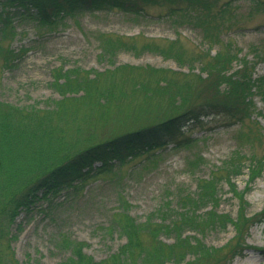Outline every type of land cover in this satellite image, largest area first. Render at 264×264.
Masks as SVG:
<instances>
[{
    "label": "trees",
    "instance_id": "obj_1",
    "mask_svg": "<svg viewBox=\"0 0 264 264\" xmlns=\"http://www.w3.org/2000/svg\"><path fill=\"white\" fill-rule=\"evenodd\" d=\"M182 2L187 6L180 7ZM252 2L256 10L264 9V0ZM151 4L168 6L169 16L180 12L182 20L201 29L204 37L214 43L221 41L225 26L222 22L231 12L227 2L214 13V4L210 0H0V57L4 67L12 68L20 56L19 50L2 43L7 34L12 37L17 34L12 17L29 18L38 25L52 27L83 7L118 9L138 16L145 6ZM192 9L194 11L190 13ZM101 42L103 57L108 59L122 49L136 52L141 49L133 42L109 36H103ZM177 45L181 51V45ZM145 46L151 49L152 43ZM170 46L176 48L173 43ZM226 47L227 51L216 52L202 66L201 73L205 72L206 76H198L196 82L165 78L159 81L158 77L153 79V85L145 80L133 81L130 93L142 89L146 98L154 94L159 82L164 83L157 87L162 89L156 92L163 93L168 99L172 112L155 124L127 130L103 141L95 140L94 131H88L89 126L94 127L101 122L107 125L114 104L121 108V124L127 126L126 120L131 116L121 106L129 93L114 81V77L120 71L122 76L128 77L130 69H139L137 67L116 66L112 71L106 70L111 80L102 81L103 72L83 70L79 66L66 68L62 63L55 68L50 83L59 93V99H49L43 107L39 102L16 105L0 100V246L6 242L9 251L4 255L5 248L0 247V264H22L15 259L9 245L10 240L17 236L8 229L22 212L31 213L41 201L49 200L63 187L78 189L79 183L94 174L113 170L115 161L120 167L143 153L147 157L156 155L155 150L166 149L169 145L190 146L193 139L183 135V128L190 121L201 122L202 118L216 113H224L240 123L253 120L256 111L254 98L257 95L264 97V75L255 77L256 62L239 58L230 44L227 43ZM156 48L165 57L183 61L178 49ZM236 60L238 68L233 71ZM197 100L203 101L196 103ZM69 127L74 129L71 136ZM263 135L259 128L252 129L254 139L260 141ZM238 136L241 138V133ZM98 162L101 165L95 167ZM203 163L198 157L193 165L200 167ZM246 169L247 185L240 190L235 180ZM263 174L264 155L247 157L237 149L222 166L216 167L212 175L198 180L195 192L178 188L174 196L176 204L167 200L144 222L129 214L128 204L120 197L121 208L112 216L108 233H118L126 238V242L105 260L97 261L84 251L85 243L63 235L57 246L68 251L69 255L58 264H224V260L229 264L232 258L247 249L264 255V247L251 246L246 242L250 228L264 223V208L250 215V204L246 198L251 185ZM223 180L238 200L236 217L219 212ZM229 226L236 231L234 241L219 248L205 242L207 233L226 231ZM17 227L19 229L21 225ZM163 234L173 238V242L163 241Z\"/></svg>",
    "mask_w": 264,
    "mask_h": 264
},
{
    "label": "rangeland",
    "instance_id": "obj_2",
    "mask_svg": "<svg viewBox=\"0 0 264 264\" xmlns=\"http://www.w3.org/2000/svg\"><path fill=\"white\" fill-rule=\"evenodd\" d=\"M210 1L214 4V13L219 12L227 2L231 7V12L222 22L225 26L221 41L216 43L205 38L201 29L195 28L194 24L182 20L180 12L169 16L166 5H147L138 16L118 9L83 7L52 27L38 25L29 18L12 17L17 34L14 37L7 34L2 43L15 51L19 50L20 56L12 68L4 67L0 57V100L16 105L39 102L43 107L47 100L59 99V93L50 83L55 68L62 63L66 68L79 66L83 70L103 72L102 81L107 78L111 80L106 70L112 71L114 67L122 65L137 67L139 69H130L128 77L122 76L121 71L114 77V81L129 93L121 106L131 116L126 120L127 126L121 124V108L114 103L107 125L101 122L94 127L89 126L88 131H94L95 140L103 141L127 130L155 124L172 112L168 99L163 93L156 92L162 89L157 87L164 83L159 82L154 94L146 98L142 89L130 93L135 80L149 81L151 85L156 77L159 81L165 78L176 81L192 79L196 82L198 76H206L205 72L201 73L202 66L216 52L227 51V43L239 58L256 62L255 77L263 76L264 9L256 10L252 0ZM181 6L186 7L187 4L182 2ZM193 11L190 10V13ZM100 36L133 42L141 49L137 52L122 49L108 59L103 57ZM147 43H152L151 49H147ZM171 43L175 46L179 43L181 51L178 45L173 49ZM211 43L214 45L211 46ZM157 46L173 51L178 49L183 61L165 57L156 51ZM173 51L170 52L174 54ZM238 64L237 60L233 63V71ZM152 68L159 71H151ZM123 78L126 79L121 84ZM254 100L256 111L252 122H236L224 113L202 118L201 122L190 121L183 128V135L193 139L190 146L169 145L166 149L155 150L156 155L147 157L143 153L120 167L117 161H113V170L94 174L79 183L78 189L63 187L49 200L41 201L31 213L22 212L8 229L17 236L9 242L15 259L22 264H58L69 255L68 251L57 246L64 235L85 243L84 251L95 260H105L126 242V238L118 233H108L112 216L121 208L120 197L128 204L129 214L137 221L144 222L167 200L176 204L174 196L178 188L195 192L198 180L212 175L216 167L222 166L237 149L247 157L263 156L264 135L260 141L256 140L252 136V129L259 128L264 132V97L257 95ZM201 101L197 100L196 103ZM140 107L145 109L140 110ZM73 130L69 127V136L73 135ZM198 157L204 162L200 167L193 165ZM100 165L98 162L95 167ZM247 172L246 169L235 180L240 190L247 185ZM221 195L219 212L236 217L238 200L232 196L225 180L221 183ZM246 198L250 204V215L264 208V174L251 185ZM18 224L21 225L19 229ZM235 234L234 227L229 226L226 231L207 233L204 240L208 245L219 248L234 241ZM162 239L166 243L173 242V238L165 234ZM246 242L251 246L264 247V223L250 228ZM0 247L5 248L4 255L9 254L6 242ZM229 264H264V255L247 249L232 258Z\"/></svg>",
    "mask_w": 264,
    "mask_h": 264
}]
</instances>
